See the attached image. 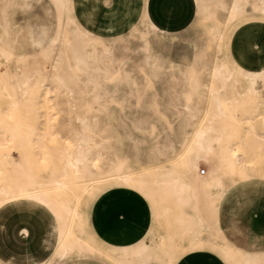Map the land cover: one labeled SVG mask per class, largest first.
Masks as SVG:
<instances>
[{
    "label": "bare ground",
    "instance_id": "bare-ground-1",
    "mask_svg": "<svg viewBox=\"0 0 264 264\" xmlns=\"http://www.w3.org/2000/svg\"><path fill=\"white\" fill-rule=\"evenodd\" d=\"M26 1L22 0L24 3ZM50 1L58 11L60 25L63 22L74 23L70 15L71 0ZM211 1L214 7L227 10L224 23L226 29L241 18L251 16L264 19V0H231L229 4L224 0ZM197 2L198 8H203L201 10L204 15L205 0H196ZM210 9L211 7L208 10ZM0 17V210L11 204L18 206L31 203L44 208L52 216L51 232L55 234V238L49 259L36 261L35 264L88 261L102 264H158L153 261L151 245L140 254L124 257L111 252L98 237L91 223L90 209L106 189H103L102 183L108 180H116L129 191L140 192L148 204V213L156 223L152 237L159 244L177 252L181 243H174L176 238L172 234L178 233V241L188 239L192 247L201 245L206 239L196 237V234L206 229L204 219L211 218V228L217 233L214 245L226 262L264 264V251H242L219 235L221 202L232 184L264 181V63L235 66L230 63L234 59L222 54L212 67L210 83L205 85L209 97L207 108L202 111L204 117L201 122L194 123L191 138L177 157L160 161L161 164L154 169L141 167L138 170L124 171V163L120 162L113 173L95 177L96 170L93 171V168L98 166L96 162L102 153L95 150L93 135L85 118L81 119L82 132L76 133L69 145L51 152L42 142L52 134L49 126L43 134L38 132V115L33 113L40 108L51 109L49 90L39 71L30 73L25 66L27 64L24 65L22 61L23 55L10 49L6 14H1ZM144 18L151 30L162 34L145 16ZM71 34V37L63 39L68 52L64 55L69 58L67 67L75 77L84 74L86 83H90L98 91L97 78L101 73L107 74L101 63L108 50L103 46L102 53L88 51L93 39L91 31L87 29L80 30L76 26ZM222 36H218L219 42L222 41ZM58 38L51 41H57ZM43 40L41 35L37 38L30 37L32 49L42 48ZM144 42L148 50L149 41ZM43 55L46 56V52ZM150 58L151 55H146L147 63ZM13 61L14 68L11 66ZM153 65L154 68L151 69L155 74L158 68L154 61ZM195 75L190 77L188 100L191 94L200 89L199 76ZM55 81L68 88L59 74L55 75ZM95 97H99L98 93ZM193 106L187 104L191 119L199 116L200 112L197 106ZM247 142L250 153L248 160L245 159L249 156L245 151ZM167 148L166 145L161 152H165ZM165 153L164 155L167 154ZM53 160L58 162L51 166L49 175L40 178L35 173L40 161ZM203 164L207 170L202 169ZM85 196L89 200H85ZM190 207L196 213L189 212ZM89 224L92 233L87 231ZM165 224L170 225L172 234H163L162 226ZM27 229L28 227L23 228L26 236ZM0 264L7 263L0 260ZM164 264L173 263L166 261Z\"/></svg>",
    "mask_w": 264,
    "mask_h": 264
},
{
    "label": "rangeland",
    "instance_id": "rangeland-1",
    "mask_svg": "<svg viewBox=\"0 0 264 264\" xmlns=\"http://www.w3.org/2000/svg\"><path fill=\"white\" fill-rule=\"evenodd\" d=\"M224 1L227 4L231 2V0ZM72 2L70 15L73 17V24L58 23V11L50 0H27L26 4L22 0H0V15L6 14L10 49L16 54L23 55L22 61L24 65L27 64L25 66L30 73L39 71L49 90L51 109L40 108L33 113L38 115V132L43 134L49 126L52 134L42 142L51 152L61 146L69 145L76 133L82 132L81 119L85 118L93 135L95 150L102 153L101 158L96 162L98 166L93 168V171L96 170L95 177L108 176L109 173L114 172L115 166L120 162L124 163V171L138 170L141 167L154 169L161 164L160 161L177 157L191 138L194 123L201 122L204 117L203 112L207 108L206 102L209 97L205 85L210 83L212 67L222 54L234 59L230 63L235 66L253 62L264 63V19L251 16L241 18L226 29L224 23L227 10L216 8L213 1L205 0L206 13L204 11V15L202 14V7L198 8L197 2L193 23L181 33L165 36L155 32L146 25L144 16L132 24L127 31L114 35H101L91 30L93 43L88 51L102 53L103 46L108 50L101 63L107 74L101 73L97 78L98 91H96L90 83H86L84 74L75 77L67 67L69 58L66 55L68 52L63 39L72 36L74 27L77 26L80 30L84 28L75 16L74 0ZM209 7L211 11L208 10ZM221 34L223 39L219 42L218 36ZM38 35L44 38L42 48L32 49L30 37L37 38ZM56 37H59L57 41H51ZM215 37L217 40L213 39ZM145 40L149 41L148 50L145 48ZM43 52H46V56ZM148 54L151 58L147 63ZM153 61L158 68L155 74L151 69L154 68ZM11 66L15 67L14 61ZM192 68H195L197 73ZM56 74L63 78L68 88L55 81ZM195 74L199 76L200 89L199 92L191 94L188 100L191 88L190 77ZM97 93L98 98L95 97ZM187 104L190 107L195 104L193 107L197 106L196 108L200 110L199 116L195 119H191ZM166 145L167 154L161 152ZM248 147L249 142L245 143L247 152ZM249 157L250 153L245 159L248 160ZM55 162L40 161L35 173L40 178L48 176ZM202 169L207 170L206 165L203 164ZM102 184L103 189L106 188L103 194L125 191L138 195L144 201L139 191H129L116 180H108ZM86 199L89 200L85 196ZM1 211L6 218L9 215L12 220V237L9 238L11 249L14 248L16 252L23 249L24 239L19 234V229L27 218L26 221L30 219V224L36 223V228L42 222L37 230L50 255L55 234L51 232L53 218L47 210L31 203L18 206L11 204L2 208L0 218L3 219L4 224L0 226V245L5 251L10 232L8 233L7 229L8 221ZM189 212L196 213V210L190 207ZM40 214L41 221L35 219V215ZM148 217L150 227L145 239L133 246H107L118 254L131 249L133 254H140L151 245L153 261L158 264H164L166 261L179 264L196 252H206L218 259L221 264H229L214 245L217 233L211 228V218L204 219L206 229L196 234V237L206 239L203 244L196 245L197 247L190 246L188 239L178 241L180 234H172L170 225L168 224L169 227L167 224L163 225V234H172L176 238L173 242L181 243V248L176 252L153 239L152 233L156 229V223L149 213ZM220 219L219 235L227 238L232 245L242 251H264V181L232 184L221 202ZM87 231L92 233L90 224ZM25 245L24 249H27L29 243ZM49 255L43 260L47 261ZM14 260L22 261V259Z\"/></svg>",
    "mask_w": 264,
    "mask_h": 264
},
{
    "label": "crops",
    "instance_id": "crops-1",
    "mask_svg": "<svg viewBox=\"0 0 264 264\" xmlns=\"http://www.w3.org/2000/svg\"><path fill=\"white\" fill-rule=\"evenodd\" d=\"M72 4L71 0V9ZM196 7V0H74V13L77 20L84 25L83 29L92 30L101 35L125 32L142 16H145L165 36L181 33L193 23ZM92 206L91 223L106 246H133L147 237L150 227L148 206L138 195L125 191L102 193ZM1 214L8 221L7 229L10 233L7 250L4 251L0 245V260L7 264H35L36 261L47 259L49 251L45 249L42 237L37 230L42 222L36 228V223L30 224V219L26 221L27 218H25V224L19 229V234L24 239L23 249L16 252L14 248L11 249L9 239L12 237V220L9 215L6 218L3 211ZM35 219L41 221L42 215H35ZM3 224V219L0 218V226ZM25 225L28 227L27 236L23 233ZM28 243L29 247L24 249L25 244ZM107 247L118 256L135 255L132 249L118 254L109 246ZM14 259H22V261L16 262ZM85 264L102 263L88 261ZM179 264L221 263L206 252H196Z\"/></svg>",
    "mask_w": 264,
    "mask_h": 264
}]
</instances>
